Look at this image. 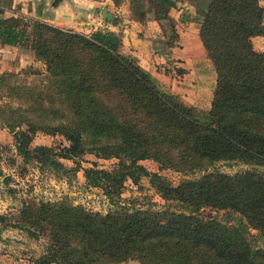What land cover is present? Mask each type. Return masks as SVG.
<instances>
[{"label":"trees","instance_id":"trees-1","mask_svg":"<svg viewBox=\"0 0 264 264\" xmlns=\"http://www.w3.org/2000/svg\"><path fill=\"white\" fill-rule=\"evenodd\" d=\"M130 0L137 19L171 22L175 0ZM197 36L214 72L209 106L196 109L160 88L133 57L118 49V34H84L21 14L2 15L0 45H20L43 64L32 84L0 88L16 104H0V127L11 134L22 163L56 175L78 169L86 186L111 203L104 212L66 199L23 202L0 214V228L43 236L31 264H264V50L251 45L264 32L258 0H195ZM172 25V23H171ZM175 37V34H172ZM36 131L60 134L56 147L30 145ZM89 153L114 158L110 168ZM182 175L172 184L139 160ZM60 159L73 162L64 166ZM217 161L248 167L226 173ZM141 176L169 204L160 209L120 201L124 181ZM210 211H214L211 213ZM220 212L217 217V213Z\"/></svg>","mask_w":264,"mask_h":264},{"label":"rangeland","instance_id":"rangeland-1","mask_svg":"<svg viewBox=\"0 0 264 264\" xmlns=\"http://www.w3.org/2000/svg\"><path fill=\"white\" fill-rule=\"evenodd\" d=\"M176 1L170 9L171 13L177 14V17L169 15L171 22L164 19L157 20L160 31L148 36L150 48L157 51H167L166 53H168L170 44L174 45V41L178 39L177 26L186 23L192 24L190 21L196 23L197 11L192 7L178 5L180 8L178 13H176L178 10ZM258 1L264 6V0ZM142 3L144 8H146V0H142ZM262 21L264 26V12ZM172 34H175V37H172ZM261 36L251 38L252 47L258 51L264 50V32ZM183 41H186L188 47L183 59L170 57V55L164 56V60L159 61L161 63L155 64V76L150 74L163 90L175 93L183 102L193 105L196 109H206L209 106L214 84L212 65L204 53L194 51L193 41H190V36L187 39L184 37ZM12 63L11 66L1 71H13L14 75L9 80V83L12 82L16 85L34 83L40 76L32 74L31 71L34 68H43V64L38 60H34L32 55L22 59L19 54L17 61ZM5 89L0 88V104L5 103L14 106L17 102L16 99L7 96ZM64 143L66 141L60 134H48L42 131H36L30 140L31 146L43 144L56 147ZM60 160L64 166L73 164L69 159ZM93 161L97 166L110 168L115 159L98 158L89 153L83 154L79 159L81 166L89 165ZM139 163L149 171L159 172L172 184L177 183L184 176L171 168H158L156 162L151 159H142L139 160ZM215 167L222 172L232 173L242 170L248 165L241 162L228 164L223 161H217ZM4 175L8 176L6 183L1 181ZM38 199H66L71 203L80 204L86 209L99 212H104L111 207V203L101 192L100 188L85 185L81 169L76 170L74 175H56L49 168H38L33 161L22 163L21 156L15 152L11 134L9 133V141L4 139V137H0V214L15 213L23 202H35ZM120 201L141 207L151 206L155 209L164 207L166 203L169 204V207H172L170 202L164 201L155 193L145 176H141L136 183L126 179L120 193ZM210 212L213 213L214 211ZM217 214L218 217L220 212ZM44 244L45 238L43 236L32 238L28 237L19 228L2 227L0 228V264H31V259L42 252ZM118 264L140 263L136 259L130 258Z\"/></svg>","mask_w":264,"mask_h":264},{"label":"crops","instance_id":"crops-1","mask_svg":"<svg viewBox=\"0 0 264 264\" xmlns=\"http://www.w3.org/2000/svg\"><path fill=\"white\" fill-rule=\"evenodd\" d=\"M176 2L178 8L176 13L180 8L178 5L196 10L194 0ZM0 8L4 16L21 14L84 34L98 28L110 30L119 36V51L135 57L136 62L152 75L156 74L155 64L161 63L159 61L164 60V56L183 59L188 48L186 41H183L184 37L187 39L190 36L194 51L204 53L194 21H190L192 24L177 26L178 39L174 41V45L170 44L168 53L150 48L148 36L160 31L159 22L148 19L147 16L142 20L137 19L130 9V0H0ZM168 14L177 17V14L171 13V9L168 10ZM255 37L262 36H252ZM19 54L22 59L31 55L28 49L20 45H0V71L17 61ZM0 137L9 141V133L1 127Z\"/></svg>","mask_w":264,"mask_h":264},{"label":"water","instance_id":"water-1","mask_svg":"<svg viewBox=\"0 0 264 264\" xmlns=\"http://www.w3.org/2000/svg\"><path fill=\"white\" fill-rule=\"evenodd\" d=\"M7 180H8V176H7V175L2 176L1 181H2L3 183H6Z\"/></svg>","mask_w":264,"mask_h":264}]
</instances>
